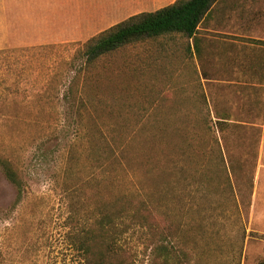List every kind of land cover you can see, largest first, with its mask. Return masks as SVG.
I'll use <instances>...</instances> for the list:
<instances>
[{
  "label": "rangeland",
  "instance_id": "1",
  "mask_svg": "<svg viewBox=\"0 0 264 264\" xmlns=\"http://www.w3.org/2000/svg\"><path fill=\"white\" fill-rule=\"evenodd\" d=\"M173 1L0 0V155L26 185L17 201L0 170V264H78L72 234L124 195L173 228L164 262L146 228L121 236L140 264L264 258V0H219L194 47L171 35L77 55Z\"/></svg>",
  "mask_w": 264,
  "mask_h": 264
},
{
  "label": "trees",
  "instance_id": "2",
  "mask_svg": "<svg viewBox=\"0 0 264 264\" xmlns=\"http://www.w3.org/2000/svg\"><path fill=\"white\" fill-rule=\"evenodd\" d=\"M219 0H174L153 11L130 16L88 39L77 49L86 66L103 55L144 39L180 35L198 43L197 32L208 11ZM198 46V45H197ZM226 117L218 119L224 125ZM222 130V128H221ZM0 170L16 189L19 201L25 191V181L13 162L0 155ZM84 226V225H83ZM133 227L149 232L146 248L154 260L164 262L170 256L169 238L173 228L167 217L143 198L124 195L105 201L98 215L86 226L72 234L70 244L80 255L78 264H140L135 251L121 244V236ZM258 264H264V258Z\"/></svg>",
  "mask_w": 264,
  "mask_h": 264
},
{
  "label": "crops",
  "instance_id": "3",
  "mask_svg": "<svg viewBox=\"0 0 264 264\" xmlns=\"http://www.w3.org/2000/svg\"><path fill=\"white\" fill-rule=\"evenodd\" d=\"M213 11H214V8L213 6L211 7V9L208 11V13L206 14L204 20H203V25H205L207 28L209 27V30H213V25L215 24L214 23V17H213ZM223 19L225 20H222L223 24H221V26H218L217 28L218 29H223L224 28V25L226 23V19L225 17H223ZM201 26V25H200ZM199 26V28H200ZM217 31V30H216ZM217 32H220V31H217Z\"/></svg>",
  "mask_w": 264,
  "mask_h": 264
}]
</instances>
